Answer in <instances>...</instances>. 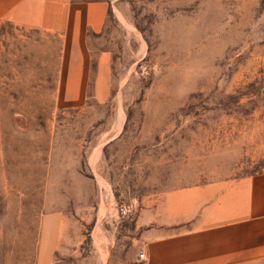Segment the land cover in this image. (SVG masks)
<instances>
[{"label":"rangeland","instance_id":"obj_1","mask_svg":"<svg viewBox=\"0 0 264 264\" xmlns=\"http://www.w3.org/2000/svg\"><path fill=\"white\" fill-rule=\"evenodd\" d=\"M14 37L0 28V264H141L168 194L264 170V0H112L92 43L107 81L95 56L78 105Z\"/></svg>","mask_w":264,"mask_h":264},{"label":"crops","instance_id":"obj_2","mask_svg":"<svg viewBox=\"0 0 264 264\" xmlns=\"http://www.w3.org/2000/svg\"><path fill=\"white\" fill-rule=\"evenodd\" d=\"M112 0H0V28L37 48V72L53 73V87L68 89L78 105L91 79L107 81L110 51L94 52ZM28 41L32 42L31 44ZM44 42V43H43ZM25 53V52H24ZM74 90V91H73ZM141 264H252L264 259V170L219 185L168 194L144 215Z\"/></svg>","mask_w":264,"mask_h":264},{"label":"built area","instance_id":"obj_3","mask_svg":"<svg viewBox=\"0 0 264 264\" xmlns=\"http://www.w3.org/2000/svg\"><path fill=\"white\" fill-rule=\"evenodd\" d=\"M123 210H124V212H126L125 209H123ZM140 256H141V258H145V252H144V251H141V252H140Z\"/></svg>","mask_w":264,"mask_h":264}]
</instances>
